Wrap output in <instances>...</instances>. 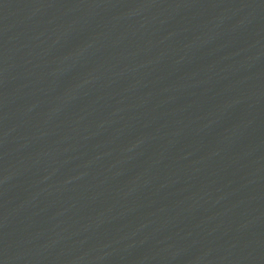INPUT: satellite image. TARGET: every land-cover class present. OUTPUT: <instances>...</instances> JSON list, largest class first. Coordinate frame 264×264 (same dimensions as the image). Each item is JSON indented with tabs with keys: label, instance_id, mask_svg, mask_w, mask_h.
I'll return each mask as SVG.
<instances>
[{
	"label": "water",
	"instance_id": "95a60500",
	"mask_svg": "<svg viewBox=\"0 0 264 264\" xmlns=\"http://www.w3.org/2000/svg\"><path fill=\"white\" fill-rule=\"evenodd\" d=\"M0 264H264V0H0Z\"/></svg>",
	"mask_w": 264,
	"mask_h": 264
}]
</instances>
